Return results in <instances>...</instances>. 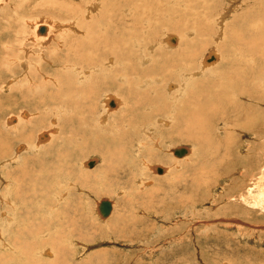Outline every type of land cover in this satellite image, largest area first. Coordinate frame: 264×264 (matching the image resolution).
<instances>
[{
  "label": "bare ground",
  "instance_id": "1",
  "mask_svg": "<svg viewBox=\"0 0 264 264\" xmlns=\"http://www.w3.org/2000/svg\"><path fill=\"white\" fill-rule=\"evenodd\" d=\"M7 1L9 2V0H4L5 3ZM215 1L216 0H163L155 2L154 0H84L82 4L80 3L81 5H76L77 3H70L71 1L69 0H65V2L63 1L61 3H57V1L53 2L52 0H44L41 1L39 5H45L47 3L51 9H59L58 13L53 12V14L58 15L59 18L70 21L69 24L71 26L63 24L61 27L65 29L61 31V36H59L60 38H58V41H55L56 43H53V39L55 35L59 33L58 28L50 23H46V26L42 25V23L44 24L45 22L35 23L33 26H31V23L28 24L27 28L25 27L24 29V32L27 33L24 35L26 41L19 40L17 32L21 34L23 30V26L18 20L21 14H19V7H21V5L19 6L18 4V6L15 7V4H13L14 14L16 15L9 16V18L7 17V13H4L5 11L1 13V10L0 45L4 37H9V39L15 38V41L5 44V48L0 47V81H3L6 74H17L19 65L25 67V70H27L26 68L30 70L32 67L33 69L27 73L26 83L28 84L26 86L27 88L25 87L26 89L31 87L28 91L31 95L25 94L18 100L13 98L0 101V117L13 108H20L23 105L27 107L32 106L39 112H44L45 110L47 115L51 113V115L57 118L63 117L61 111L71 112L72 109L76 110L80 116L76 117L75 121H77V123H74V125L70 127L74 128L75 132L80 131V133L82 132L84 134H93L91 140L94 142V146L89 147V150H93L94 153L100 155L105 161L106 165L104 164L105 167H103V171L110 176L104 178L116 179L127 170L130 172V167L132 168V166L129 167V165L135 163L133 159H130V157H133L130 154L126 153V158L129 161L127 169H125V167L120 168V164L115 165L118 154H123L124 151L122 149L127 147L137 152L135 155H139V158L142 160L143 165L141 167H148L149 162L153 159H161V144L166 143L167 140H191L195 145L196 143L202 144L204 148L202 149L203 151L207 147L205 155L206 153L208 154V141L210 142L212 139L209 137L211 130L193 127L195 116L194 103L199 105L198 107L200 109H219L218 116H221L222 120L227 121L230 116L227 118L226 112L231 109L235 110L239 105L238 100H241L242 97L247 98L254 107L255 112H258L259 101L261 99L263 100L260 90L264 87V0H247L248 3L252 4V7L243 10L242 15L241 13L233 11L235 13H232L233 16H231V20L227 22H225L226 14L230 12L235 4L239 3V0H227V2L233 1V3L228 7L225 6V8L219 12L216 11L217 7ZM225 3L226 0H222L220 9L224 7ZM243 4H245L244 1ZM77 6H79V10H76L77 13H75L73 7ZM69 7L74 11V14L71 11V15H65L66 8L69 9ZM238 9L236 8V10ZM255 10L260 13L259 19H262L259 26H257L256 23L250 25L248 27L249 30L246 32L236 30V27H239L236 26V23L238 21H245L251 17ZM51 17L57 21L59 20L55 18V16ZM30 18L31 17L28 19ZM59 22H61V20H59ZM218 23L221 25V33L224 32L223 42L219 46L221 49L228 52L229 57L223 58V61L217 64L218 61H220V53L211 54L205 58L204 62L207 64L216 63L205 65L204 67L202 66L203 64L201 65V63H203L201 61L204 59L201 60L202 57L199 58L198 53L200 51L197 50V47L199 46L205 50V41H209L208 39H211L214 35V37H216ZM5 26L7 30L3 29ZM161 31H164L163 33L165 34L170 31L177 32L179 36L174 38V36L167 35L165 38L164 34L161 42L155 44L157 46V49H155V45L153 47L150 46L153 44L151 39L159 38ZM72 33L78 34L75 35ZM147 35H149L147 41L149 43L147 47H144L147 42H145L143 38ZM193 36L194 38H192ZM219 36L220 34L218 37ZM66 38L67 40H65ZM51 39L52 43L50 42ZM165 39L167 42H165ZM171 39H173V41H178V45L172 44ZM217 41L218 40H216V42ZM28 43H30L32 47L28 46ZM33 47L39 48V52L34 53ZM43 48L46 50L40 51V49L43 50ZM32 54H34L33 60L29 58ZM76 56H78L77 60ZM210 57H214V59L209 60ZM162 60L166 61V67L162 65ZM159 65L163 67V70L158 67ZM153 70H160V74L151 78V75L148 74ZM217 71L220 73V79L214 81L209 80L208 76L214 75ZM25 72L26 71H24V73ZM205 72L207 74H205ZM161 80L168 82V84H175L170 81L177 82V84H175L177 88L174 89L175 87H173V93L170 94L167 93L168 84L166 85L165 95H167V102H164L162 98L158 96L162 94L163 91L161 90L158 92V87H154V83H161ZM228 82L229 85L234 87L235 90H233L235 94H237L232 96V98L228 96L229 92L227 93L226 85H228ZM229 85L228 88H231ZM3 87L5 88L6 86L3 85ZM7 88H9V86ZM52 89H55L54 91H57V93H54ZM111 90L116 91V94H121L122 97H126V104L124 105L122 98L119 100L115 96H109L108 94L111 93ZM230 92L234 93L232 91ZM103 93H108V96L105 98ZM100 94L104 96V98L102 97L103 100L101 99L100 102L102 108L101 114L98 113V110L100 111L98 104ZM33 97L34 101L32 100ZM179 97H184L185 99L179 102ZM201 98H208L214 104L212 106H203L200 104ZM111 101H114L116 104L113 108L109 106ZM102 104L107 107L108 111H116L121 105L120 109L122 111H118L109 116L107 115V117ZM6 105H9L11 109H8ZM153 105L155 106L154 108H152ZM163 106H166V111L172 109L179 112L183 120L180 118L179 122L177 121L174 124L171 119L164 118L167 113L163 116L159 108ZM81 107L85 108V110H81ZM56 109L58 110L52 113V111ZM221 112L225 113L222 114ZM231 113L233 116L238 115V111H231ZM24 116H26V113ZM42 118L44 119V117ZM10 120L16 121V119ZM64 120L65 119H63V121ZM71 120L73 121V119ZM146 120H153V122L145 126L143 123ZM259 121L260 124L258 125ZM162 122H168V127H171L173 124L167 140L166 138L162 139L163 136L161 134H163L164 129L168 128L163 126ZM36 123L37 124H34L35 126H43V122L39 123V119H37ZM138 124L142 130V132H140L147 138H150L149 140L141 134H138V139L132 137L131 130H136ZM205 124H207V122H205ZM253 124H255V127L257 126L254 135L255 138L257 140L261 139L258 146L261 145L262 148L260 149H264V137L262 133L259 135L258 130V126H260L261 132L264 133V118L260 116L250 118L248 126H252ZM76 129H79V131ZM73 132H71V134H73ZM184 132H187L186 135L183 134ZM54 133L55 130L50 132V134L46 131L42 132L38 135V141L36 143L33 144L32 141L36 153L42 149L40 144L44 143L43 145L46 146L51 143L48 142V140L54 136ZM31 134H15L16 136L13 135L14 137L11 138L10 133H0V161H5L13 156L14 149H12V146H14V139L18 138L30 143L29 138ZM154 134L157 136L156 139H153ZM106 138L114 140L112 143L115 148H119L123 142L126 144L118 149L113 157L110 156L105 159L101 154L102 148H110L105 145ZM10 140L12 142L11 144L8 142ZM148 142L151 143L149 144ZM227 142L228 140H222L219 141V144L223 145ZM181 147L186 148L188 154L185 155V159L179 160L189 159L194 148L192 149L187 146H180L177 148ZM25 148L26 146L22 144L18 147V151ZM174 149H176V147L170 149L173 155ZM145 152L148 154L146 153V155ZM19 153L20 152L17 154ZM10 154L11 156H9ZM16 158H18L17 163L21 160L22 162L20 165L23 164L22 166L19 165L18 168H24V170H22L26 172L25 169L30 163L27 166L25 163L31 160L25 158L22 154ZM175 158L177 157L175 156ZM93 160L96 165L98 160ZM164 160L168 161L170 158L166 157ZM112 161L113 163L115 161V164L112 165ZM88 162L84 163V166L88 169H93L87 166ZM137 162L138 161H136V163ZM137 164L140 165L139 163ZM258 164H256V166ZM159 167L163 170V173L158 175L162 176L169 172V168L158 165H153L150 168L153 172L157 173ZM30 169L31 171L29 170L24 173V177L21 175L22 178L29 179L25 182L26 185L30 186L29 191H20L18 189L19 183L24 182V180L20 179V182L17 179L12 180L11 176L6 177L8 185L4 197L0 194V201H2L1 204H3V212L5 213L3 216L8 218V226L11 228V226L20 224V222L22 223L16 228L21 231L20 239L22 241L18 236H15L14 239H10L9 235L3 239V235L0 233V246H3V252L0 253V263L68 264V249H66L65 252H60V250L52 244L51 238H46V244L42 247L35 238V236H38L36 234L37 232L41 234L39 238L43 239L45 235L42 234L51 232L56 228L54 223L40 219V217H42L41 215L50 220H56L59 217L64 218V224L68 227V230L62 229V231L59 232V243L62 241L61 238H66L67 234L69 239L75 236L81 237L84 229L89 228L90 225L88 222H83V218L80 214L81 210L78 207H74L69 199H66V189L57 194H55V191L51 192V195H53L55 199L47 198L46 188L42 190L43 193L39 192V194H37L38 191L37 193L35 191L38 187L46 185L45 172L40 171L41 174L38 175L37 173L39 172L36 173L33 168ZM144 169L146 171V168ZM239 172H241V170ZM49 174L48 178H51L52 173L50 171ZM6 175L9 176V174ZM41 175L44 176L42 177ZM38 177L39 180H37ZM54 177H57L56 174H53L52 178ZM49 188H51L50 191L54 189L52 186ZM30 190L33 191V194L30 193ZM247 194H249L250 197H244V202L249 203V205L255 202L253 205H260L262 209V206L264 207V177L258 178ZM104 200L110 201L112 204L111 217L108 216L104 218L100 214L99 205ZM96 211L102 220L104 219V221H106L105 219L109 217L108 220H110L115 213L114 202L109 199H102L97 203ZM237 223L241 224V222ZM59 226L62 227L63 224ZM84 236L89 235L85 234ZM57 246L60 245L58 244Z\"/></svg>",
  "mask_w": 264,
  "mask_h": 264
},
{
  "label": "rangeland",
  "instance_id": "2",
  "mask_svg": "<svg viewBox=\"0 0 264 264\" xmlns=\"http://www.w3.org/2000/svg\"><path fill=\"white\" fill-rule=\"evenodd\" d=\"M41 1L44 0H9V2L7 1L8 3H5L4 0H0V7L3 8H0V12L1 10V13L5 11L4 13H7L8 18L9 16L16 15L14 14L13 4H15V7H17L18 4L19 6L21 5V7H19V14H21L18 17V20L23 26V30L21 34L17 32L19 40H25L24 35L27 33L24 32V29L25 27L27 28V25L30 23L31 26L39 22H45L44 24L42 23V25L45 26L46 23L55 25L56 28H58L59 33L55 35L56 38L54 37L53 43L58 41V38H60L59 36H61V31L65 29L61 28L63 24L71 26L69 20L59 18L58 15L53 14V12L58 13L59 9H51L47 3L45 5H39ZM52 1H57V3L65 2V0ZM69 1H71L70 3L75 2V4L77 3L76 5H81L84 0ZM154 1L159 2L163 0ZM243 1L245 4H243ZM215 2L217 7L216 11L218 12L224 9L225 6L228 7L233 3V1L227 2L226 0L224 7L220 9L222 0H216ZM235 5L232 8L234 10L231 9L230 12L226 14L225 22L231 20V16H233L235 12L241 13L242 15L243 10L252 7V4L248 3L247 0H239V3ZM78 7L79 6L73 7L75 13H77L76 10H79ZM105 7L109 9L107 6ZM236 8L239 9L236 10ZM49 10L52 13H50ZM257 10H255L252 16L245 21H238L236 26L239 27H236V30L246 32L249 30L248 27L250 25L256 23V25L259 26L262 19H259L260 13L257 12ZM71 11V7H69V9L66 8L64 14L71 15ZM74 11H72L73 14ZM51 16H55V18L61 20V22L53 19ZM29 17L31 18L28 19ZM3 29L7 30V27L5 26ZM217 29L218 32L216 37H214V35L211 39H208L209 41H205V50L199 46L197 47V50L200 51L198 53L199 58L202 57L201 60L204 59L201 61L203 62L201 65L203 64L202 66L204 67L205 65L216 63L213 62L212 64H207L204 62L205 58L211 54L220 53V61H218L217 64L221 63L223 58L229 57L228 52L221 49L219 46L223 42L224 33L223 31V33H221L220 23H218ZM163 32H160L159 38L151 39L153 44L150 46L153 47L155 44H158V42H161L163 35L165 34ZM72 34L76 35L78 33ZM219 34L220 39L218 37ZM167 35L174 36V38L179 36L177 32L173 31L166 33L165 38ZM192 38H194V36ZM148 39L149 35L143 38L145 42H147ZM65 40H67V38ZM171 40L172 44L178 45V41L174 40L175 43L173 39ZM216 40L218 41L216 42ZM12 41H15V38L9 39V37H4L0 47L3 48L5 44L12 43ZM50 42L52 43V39ZM165 42H167L166 39ZM148 43L149 42H147L144 47H147ZM27 45L31 46L30 43ZM156 47L157 46L155 45L154 48L157 49ZM38 50L39 48H34L33 52H39ZM44 50L46 49H40V51ZM76 57L77 60L78 56ZM29 58L33 60L34 54L30 55ZM211 58L212 57H210L209 60H212ZM161 62L164 67L167 66L165 60H162ZM158 67L163 70L161 65ZM26 69L27 70H25V67L19 65V71L17 74H6L3 81H0V101L13 98L18 100L23 95L30 94L28 91L31 87L26 89L28 84L26 83V78L27 73H29L33 67L30 68V70L28 68ZM24 71L26 72L24 73ZM159 74L160 70H153L152 72H149L148 75H151V78H154ZM205 74L207 73L205 72ZM208 78L211 81L220 79L219 71L214 75L208 76ZM170 82L177 84L176 81ZM167 84L168 82L164 80H161V83H154V87H158V92L161 90L163 91V93L158 96L162 98L164 102H167V95H165ZM175 84H168V94L173 93V87H175L174 89L177 88ZM227 84L229 85V82ZM3 85L6 87L4 88ZM228 85H226L227 93L229 92L228 96L232 98V96L237 94H235L234 87L229 85L231 88H228ZM8 86L9 88H7ZM54 90L55 89H52L54 93H57V91ZM230 91L234 93H231ZM110 92L111 93L109 94L103 93L105 98L108 95L115 96L119 100L122 98L124 105L126 104V97H122V95H119L118 93L116 94V91L113 90ZM260 92L263 100L261 99L259 101L258 112H255L254 107L247 98L242 97L241 100H238L239 105L235 110L231 109L226 112V117L228 118L230 116L227 121L222 120L221 116H218L219 109H200L198 107L199 105L194 103L195 116L193 127L211 130L209 137L213 140L211 139L210 142L208 141V154L206 153V155L205 150L207 147L203 151L202 149L204 148L202 144L196 143L195 145L191 140H167L173 124L171 123V127H168V122H162L163 126L168 128L164 129L163 134H161L163 136L162 139L166 138L167 140L166 143L161 144V159H153L149 162L148 167H141L143 165L142 160L139 158V155H135L137 152H134L130 147L122 149L125 154H118L116 164L115 161L114 163L112 161V165L120 164V168L125 167V169H127L129 161L126 158V153L133 156L130 157V159H133V162L135 163L129 165V167L132 166V168L130 167V172L127 170L128 172L126 171L124 174H121L120 177L116 178L117 180L115 178H104L110 176L103 171V167H105L104 164L106 165L105 161L100 155L94 153L93 150H89V147L94 146V142L91 140L93 134L88 133V135L82 132L80 133L79 129H76L79 132H75L74 128L70 127L71 125H74V123H77V121H75L76 117L80 116L76 110L72 109L71 112L61 111L63 117L57 118L56 116L51 115V113L50 115H47L45 110L44 112H39L32 106L27 107L23 105L20 108H13L0 117V133H10L11 138L16 136L15 134H32L29 138L30 143L18 138L14 139V146H12V149H14L13 156L10 154V158L5 161H0V194L4 197L8 185L6 177L11 176L12 180L17 179L19 182L21 181L20 179L24 180V182L19 183L18 189L20 191H29L30 186L25 184L29 179L22 178V176L24 177V173L29 170L31 171L30 168H33L36 173L39 172L37 173L38 175L41 174L40 171L45 172L46 185L39 186L35 191L36 193L38 191L37 194H39V192L43 193L42 190L46 188L47 198L55 199V197L51 195V192L55 191V194H57L66 189V199H69L74 207H78L81 210L80 214L83 218V222H88L90 227L84 229L81 237L75 236L69 239L67 234L66 238H61L62 241L59 243V232H61L62 229L68 230V227L64 224V218L59 217L56 220H50L43 215L38 214L42 216L40 219L54 223L56 228L51 232L42 234L45 235V238L43 239L39 238L41 234L37 232L36 234L38 236H35V238L42 247L46 244V238H51L52 244H54L60 252H65V250L68 249V264H264V207L262 206L261 209L260 205H253L255 202L249 205V203H246L243 200L244 197L249 196L247 193L249 192V189L253 187L254 182H256L258 178L264 177V149H260L262 148L261 145L258 146L261 139L257 140L254 136L257 126L255 127V124L248 126L250 118L259 116L264 118V87L261 88ZM5 94L9 96L7 97ZM103 94H100L98 99L100 108V111L98 110L99 114L102 113L100 102L101 99L103 100L104 98ZM184 99V97L178 98L179 102H182ZM32 100L34 101V97ZM120 104L122 105L121 102ZM200 104L203 106H212L214 103L208 98H201ZM6 106L8 109H11L9 105ZM103 107L106 116L122 111L120 108L116 111H108L105 105ZM154 107L155 106L153 105L152 108ZM159 108L161 109L163 116L167 113L164 118L171 119L174 124L177 121L179 122L180 118H182L177 111L172 109L166 111V106ZM57 110L58 109L53 110L52 113H55ZM81 110L84 111L85 108L81 107ZM231 111H238V115L233 116ZM25 113L26 116H24ZM221 113L224 114L225 112ZM42 117H44V119ZM10 119H16V121ZM37 119H39V123L43 122V126L34 125L37 124ZM63 119L65 120L63 121ZM71 119H73V121ZM151 122H153V120H146L143 124L148 126ZM205 122H207V124H205ZM259 124L260 121L258 125ZM260 129L261 127L258 126L259 135L262 133L264 137V133L261 132ZM54 130V136L48 140V142L51 143L46 146L43 145L44 143L40 144L42 149L36 153L33 144L38 141V135L45 131L50 134V132H53ZM140 131L142 132L141 127L138 124L136 130H131L132 137L138 139V134L143 135ZM71 132H73V134H71ZM186 133L187 132H184L183 134L186 135ZM144 137L148 140L150 139L146 136ZM153 137V139H156V134H154ZM222 140H228V142L220 145L219 141ZM113 141L114 140H110V138H106V142L104 140L105 145L110 147L109 149L102 148L101 154L105 159L110 156L113 157L117 150L126 144L123 142L119 148H115L112 143ZM8 142L10 144L12 143L11 140ZM22 144H24L26 148L18 151V147ZM180 146L194 148L189 159L179 160L185 159L186 156L184 158H175L171 153L170 149ZM18 152L20 153L17 154ZM146 153L147 152H145V154ZM20 154L31 160L25 163L26 166L30 163L25 169L26 172L23 171L24 168H18L22 161L20 160L19 163H17L18 158L16 157H19ZM166 157L170 158V160L165 161L164 159ZM93 159L99 161H97V164L93 169H88L84 166V163L92 161ZM136 161H138L137 163L140 165H138ZM256 164H258V167ZM153 165L169 168V172L160 176L158 175V171L156 173L151 170L150 167ZM259 165L261 169L259 168ZM144 168H146V171ZM240 170L241 172H239ZM49 171L52 173L51 178H48V175H50ZM6 174H9V176ZM53 174H56L57 176L54 177L55 179L52 178ZM41 176L43 177L44 175ZM37 180H39V177ZM51 186L54 188L52 189L53 191H50L51 188L49 187ZM30 193L33 194V191L30 190ZM102 199H109L114 202L115 213L110 220L108 219L111 216L108 219H105L106 221H104V219L102 220L96 211L97 203ZM1 203L2 201H0V204ZM65 206L70 207L71 205ZM3 214L5 213L3 212V204H1L0 233L3 235V239L8 237V235L10 239H14L15 236H18L20 239L21 231L16 228L22 223L20 222V224H16L10 228L8 226V218L3 216ZM237 222H241V224ZM60 224H63V226H59ZM84 233L89 236H84ZM58 244L60 246H57ZM2 252L3 246H0V253Z\"/></svg>",
  "mask_w": 264,
  "mask_h": 264
},
{
  "label": "water",
  "instance_id": "3",
  "mask_svg": "<svg viewBox=\"0 0 264 264\" xmlns=\"http://www.w3.org/2000/svg\"><path fill=\"white\" fill-rule=\"evenodd\" d=\"M211 59H214V57H212ZM115 103L114 101H111L110 102V107H115ZM173 153L176 157H184L185 155L188 154V150L184 147H181V148H176L173 150ZM87 165L90 167V168H93L94 165H95V161L92 160V161H89L87 163ZM158 173L159 174H162L163 173V170L159 167L157 169ZM99 211H100V214L102 215V217L106 218L108 216H110L111 212H112V204L110 201H102L99 205Z\"/></svg>",
  "mask_w": 264,
  "mask_h": 264
}]
</instances>
